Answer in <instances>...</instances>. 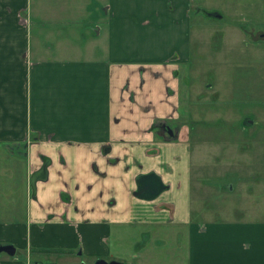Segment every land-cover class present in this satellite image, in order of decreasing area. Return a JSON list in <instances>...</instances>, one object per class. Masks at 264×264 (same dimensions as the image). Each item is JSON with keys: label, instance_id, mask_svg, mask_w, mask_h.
<instances>
[{"label": "crops", "instance_id": "obj_1", "mask_svg": "<svg viewBox=\"0 0 264 264\" xmlns=\"http://www.w3.org/2000/svg\"><path fill=\"white\" fill-rule=\"evenodd\" d=\"M63 1L0 0V246L15 249L0 264H149L158 241L176 252L171 264H264V219L194 215L180 124L190 115L194 0L98 3L91 50L79 28L85 6ZM253 23L257 72L264 16ZM142 177L151 190L138 189Z\"/></svg>", "mask_w": 264, "mask_h": 264}, {"label": "rangeland", "instance_id": "obj_2", "mask_svg": "<svg viewBox=\"0 0 264 264\" xmlns=\"http://www.w3.org/2000/svg\"><path fill=\"white\" fill-rule=\"evenodd\" d=\"M104 1L62 3L68 10L76 5L84 10L85 6L83 19L77 20H83L79 28L90 50L92 29L103 27V20L98 22L103 8L97 5ZM193 7L191 32L196 52L188 78L190 115L182 114V120L189 123L180 124L188 127L191 145L194 215L205 221L264 219V65L256 72L251 62L253 37L259 30L253 18L264 16V0H194ZM210 12L222 17L210 16ZM68 22L72 25L74 19ZM72 30L77 33L79 29L74 25ZM196 54H203V61ZM245 119L252 124H244ZM181 243L177 255L184 257ZM154 244L163 248L149 256V264H171L176 254L172 246L163 241Z\"/></svg>", "mask_w": 264, "mask_h": 264}, {"label": "water", "instance_id": "obj_3", "mask_svg": "<svg viewBox=\"0 0 264 264\" xmlns=\"http://www.w3.org/2000/svg\"><path fill=\"white\" fill-rule=\"evenodd\" d=\"M245 122L246 123H244V124H246V125H251L252 124V121H248V119H245ZM166 131H167V133H168L169 136H172L173 135L172 132L169 129H167ZM143 179H144V177H142V178H140L138 180L139 183H140L138 185V189H141L142 191H144V189L146 187H148L149 190H151L153 188V182L152 181L154 179H152L150 177V183H149V185H146V184L142 183ZM146 179H149V177H147ZM1 253H5V254H7L9 256H14L15 255V249L12 246H0V254ZM81 264H84V263H81ZM94 264H123V263L118 262V261L106 262V261H103V260H97Z\"/></svg>", "mask_w": 264, "mask_h": 264}, {"label": "flooded vegetation", "instance_id": "obj_4", "mask_svg": "<svg viewBox=\"0 0 264 264\" xmlns=\"http://www.w3.org/2000/svg\"><path fill=\"white\" fill-rule=\"evenodd\" d=\"M160 129L162 130V131H164V125H160ZM171 129V128H170ZM169 129V130H170ZM166 131V130H165ZM171 132H172V129L170 130ZM167 132V131H166ZM172 134H174L173 132H172ZM173 136V135H172ZM94 264V263H93Z\"/></svg>", "mask_w": 264, "mask_h": 264}, {"label": "built area", "instance_id": "obj_5", "mask_svg": "<svg viewBox=\"0 0 264 264\" xmlns=\"http://www.w3.org/2000/svg\"><path fill=\"white\" fill-rule=\"evenodd\" d=\"M33 264V263H32Z\"/></svg>", "mask_w": 264, "mask_h": 264}]
</instances>
